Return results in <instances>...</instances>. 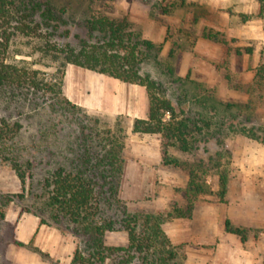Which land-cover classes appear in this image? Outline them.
I'll return each instance as SVG.
<instances>
[{
  "label": "rangeland",
  "instance_id": "obj_1",
  "mask_svg": "<svg viewBox=\"0 0 264 264\" xmlns=\"http://www.w3.org/2000/svg\"><path fill=\"white\" fill-rule=\"evenodd\" d=\"M11 1L19 8L26 3L46 5L53 19L42 20V8L35 14L22 10L23 20L11 15L10 24L21 21L31 34L14 33L4 63L15 74L24 72L47 87L58 86L60 94L47 88L42 94L25 85L0 86V119L21 126L10 142L0 146V211L4 216L8 210L35 215L67 237L74 251L88 256L89 239L82 227L46 208L43 189L55 170L76 174L84 171V158L89 157L94 165L102 156L100 140L87 136L88 142L82 141L79 125H83L86 134L92 129L103 139L110 133L123 147L121 176L102 165L84 172L95 176L100 218L115 222V231L104 235L103 245L126 248L119 221L130 214L162 215L159 229L167 242L157 244L145 261L133 253H116L104 264H264V143L260 142L264 88L256 92L251 84L264 46V11L245 13L248 0ZM162 8L166 15L161 14ZM92 16L122 22L139 42L154 44L156 49L145 53L138 73L156 81L175 109L199 120L200 126L210 125L203 128L206 142L196 151L169 150L180 168L162 165L156 137L131 133L135 119L111 112L105 101L99 104L100 92L93 87L109 77L71 65L62 68L60 60L43 53L44 46L76 48L80 41L101 44V36L90 35L86 27ZM203 32L217 34L219 43L202 39ZM236 48H252L253 54L236 56ZM73 81L79 82L74 96L85 105L96 96L91 106L80 107L70 100ZM109 89L117 95L116 89ZM132 96L138 98L136 93ZM191 171L203 192L189 205L186 188ZM222 178L224 194L219 184ZM226 220L244 231L245 242L224 232ZM12 241L13 227L0 219V264ZM167 251L175 254L172 262L163 260ZM40 259L54 264L46 256Z\"/></svg>",
  "mask_w": 264,
  "mask_h": 264
},
{
  "label": "trees",
  "instance_id": "obj_2",
  "mask_svg": "<svg viewBox=\"0 0 264 264\" xmlns=\"http://www.w3.org/2000/svg\"><path fill=\"white\" fill-rule=\"evenodd\" d=\"M260 6V12L264 11V0H255ZM42 8L40 18L50 21L48 6L40 4H23L17 7L11 0H0V86L16 85L28 86L42 94L53 92L60 94L56 85L45 86L42 81L32 80L26 73L15 74L14 68L4 63V55L8 50L10 38L14 33L28 36L31 30L21 21L14 20L10 24L11 15H17L20 19L26 18L22 10L35 14ZM161 14L166 15L167 10L161 9ZM10 18V20H9ZM89 34L96 33L103 40L101 44H87L80 41L78 46L72 47L66 44L62 47L44 46V54L52 60H60L61 67L71 65L80 69L90 71L99 75L107 76L123 84L135 85L144 88L148 109L146 119H135L131 125V133L138 136H154L159 141V156L163 166L181 167L176 160L169 156V150L180 154H189L199 148L202 139L203 128H210L208 123L199 125V120H194L183 110H177L171 102L162 96L160 87L156 81L148 76L138 73L137 67L144 60L145 53L156 46L149 41L139 42L137 36L127 33V26L122 22L111 20L104 16H92L86 22ZM132 37L133 40H132ZM202 39L219 43L217 34L203 32ZM159 49V47H157ZM236 56L253 54L252 48H236ZM35 73H33L34 75ZM252 88L259 91L264 88V46L259 51V62L253 70ZM47 90L45 91V89ZM56 88V89H55ZM68 104V103H66ZM21 130L18 123L9 124L0 119V146L10 142ZM86 127L79 125V133L84 143L88 142L87 136L93 140H100L98 147L102 156L93 165L90 158L83 159L84 171L76 174L64 172L62 169L55 170L48 179L44 181L45 207L54 214L65 218L73 225L82 227L83 235L88 237V256L74 251L71 264H104L106 259L116 253H133L141 257L143 261L147 253L155 249L156 245L165 246L166 239L161 233L159 226L162 222V215H140L130 214L119 221L120 230L126 235V248H108L103 245L102 239L106 233L115 231L113 220L100 218V211L97 207V197L94 191L96 182L93 176L87 177L84 172L95 170L98 166L106 167L113 175L121 176L124 160L120 142L110 133L103 139L100 134L91 132L85 133ZM255 140H259L254 136ZM260 141V140H259ZM264 143V137L260 141ZM91 167H89V165ZM86 166V167H85ZM190 181L187 184L186 194L189 205L196 200L197 195L203 192L202 187L195 181L193 172H189ZM20 183L23 184V177L18 175ZM221 194L225 191V180L220 179ZM35 216V215H34ZM0 219H4V212L0 211ZM40 222L43 223L41 220ZM224 232L240 237L245 242V234L241 229L233 228L229 221L224 222ZM166 243V244H165ZM17 246H21L16 243ZM175 254L172 251L165 253L164 261L172 262Z\"/></svg>",
  "mask_w": 264,
  "mask_h": 264
},
{
  "label": "crops",
  "instance_id": "obj_3",
  "mask_svg": "<svg viewBox=\"0 0 264 264\" xmlns=\"http://www.w3.org/2000/svg\"><path fill=\"white\" fill-rule=\"evenodd\" d=\"M247 2L245 13H248L250 9L256 12L260 10V6L255 0ZM261 32L264 37V29ZM71 85L68 96L75 105L82 107L93 104V99H96L95 95L91 104L85 105L86 103L81 101L78 96H74L73 91L75 87L79 86V82L73 81ZM109 86L112 88L111 90H117L116 96L110 92ZM93 89L100 92L99 104H103L105 101L109 104L111 112L130 119H146L148 100L146 92L141 87L125 85L111 78H101ZM126 93L129 94V97H126ZM134 93L138 94V98L132 96ZM136 99H138L139 105L135 101ZM3 222L13 227V241L7 245L1 258L4 264H47L40 259L41 256H46L54 264H63V262L70 264L74 252L73 243L54 228L42 224L38 217L31 214L15 215L12 210H8ZM16 243L21 246H17Z\"/></svg>",
  "mask_w": 264,
  "mask_h": 264
}]
</instances>
